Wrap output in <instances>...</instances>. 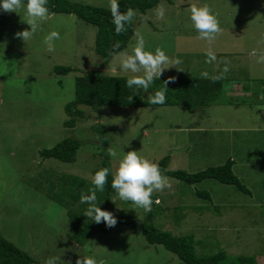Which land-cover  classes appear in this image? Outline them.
Here are the masks:
<instances>
[{
  "label": "rangeland",
  "instance_id": "obj_1",
  "mask_svg": "<svg viewBox=\"0 0 264 264\" xmlns=\"http://www.w3.org/2000/svg\"><path fill=\"white\" fill-rule=\"evenodd\" d=\"M70 1L109 9V0ZM194 3L209 5L217 16L222 31L211 43L198 38L188 11ZM158 6L165 9L163 19L156 16ZM25 19L26 5L17 13L0 9V234L43 264L50 258L55 264L69 260L75 264L83 256L94 258L97 264H184L162 246L147 244L140 230L119 224L106 234L92 232L84 246L70 240L66 210L48 199L46 191L61 174L91 180L102 168L98 137L92 131L101 124L108 148L117 152V157L109 156L112 173L122 154L130 150L155 163L168 155V170L187 173L223 165L232 157L233 174L249 194L213 179L189 186L169 178L171 187L153 192L150 212L156 214L157 228L174 235H193L198 256L224 251L229 258L251 256L264 264V133L232 130L254 129L259 122L264 107L255 103L262 86L254 79L264 72L253 69L254 77L246 82L251 107L215 103L189 114L178 107H101L94 111L79 106L85 118L67 128L64 106L74 99L76 77L92 70L104 76L131 73L120 70L113 58L98 66L93 52L96 29L76 16L49 14L27 42L15 37L18 31L30 30ZM133 22L135 28L124 51L131 52L135 33H139L146 50L154 52L160 47L171 59L182 61L162 76L201 78L207 72L212 78L207 50L225 53L242 41L264 44V0H171V4L161 0L144 14L135 11ZM51 31L59 32L60 39L54 41L55 50L48 52L43 40ZM220 61L223 58L217 57L215 63ZM243 63L231 75L247 70ZM54 66L74 71L59 76ZM69 137L82 143L75 162L41 160L40 150ZM196 191L207 192L210 201L198 197ZM106 210L114 216L129 213L140 220L148 213L119 197H113Z\"/></svg>",
  "mask_w": 264,
  "mask_h": 264
},
{
  "label": "trees",
  "instance_id": "obj_2",
  "mask_svg": "<svg viewBox=\"0 0 264 264\" xmlns=\"http://www.w3.org/2000/svg\"><path fill=\"white\" fill-rule=\"evenodd\" d=\"M161 0H118L120 10L126 11L132 8L134 11L144 14L154 8ZM171 4V0H163ZM27 0H23L26 5ZM49 14H70L79 20L95 27L93 52L100 61L98 66H104L112 58L113 45L119 41L124 51L134 31L135 24L132 21L127 32L117 35L112 23L110 9L94 7L70 0H48L46 5ZM74 71L68 66H54L53 72L59 76H65ZM129 76H104L99 70H92L88 74L78 76L74 80V99L64 106V113L69 119L64 122L67 128H74L77 121L84 119L85 115L79 106L90 107L96 111L101 107H178L182 111L193 114L196 111L207 109L221 102L223 90L222 80L214 81L212 78L200 77H175L174 83L167 85L166 102L162 105H152L148 97L163 86L168 76L155 79L150 88L145 92L143 89L128 88L126 80ZM132 96V100L129 97ZM98 137L100 147L99 155L102 157L101 167L109 168L108 183L104 191L97 190L98 206L106 210L113 197H119L111 187L112 171L109 162L108 140L104 127L96 124L92 128ZM82 143L74 138H65L49 149L39 151L41 160L54 159L63 163H73ZM170 157L161 158L157 164L162 174L192 186L206 179H213L224 185H233L240 192L249 194V191L233 174V162L227 160L223 165L208 167L204 170L187 173L182 170H168ZM46 191V197L66 210L68 225L71 229L70 240L77 246H84L92 232L106 234L111 228L105 223H95L83 215L87 204L80 202L81 193H87L93 187L91 180L78 176L61 174L57 181L51 183ZM196 195L206 201H210L207 192L196 191ZM117 224L140 230L145 241L149 245L162 246L166 251L173 253L184 264H257L251 256H237L229 258L224 251H218L208 256H198L195 252L197 244L193 235H174L169 231H163L154 225L156 214L148 212L146 217L140 220L135 215L121 213L117 216ZM0 264H43L35 260L26 252L18 249L0 234Z\"/></svg>",
  "mask_w": 264,
  "mask_h": 264
},
{
  "label": "clouds",
  "instance_id": "obj_3",
  "mask_svg": "<svg viewBox=\"0 0 264 264\" xmlns=\"http://www.w3.org/2000/svg\"><path fill=\"white\" fill-rule=\"evenodd\" d=\"M47 4L48 0H27L25 22L30 26V30L25 29L16 32V38L27 42L33 37L41 23L49 17ZM21 7H25L23 0H0V9L6 13H17ZM109 9L115 33L120 35L127 32V26L131 25L135 11L128 8L122 12L118 0H109ZM188 11L194 28L199 33L198 38L207 40L209 43L213 42L222 29L211 7L207 4L198 6L194 3ZM164 15L165 9L163 6H158L156 9L157 18L163 19ZM135 37V45L132 47L131 52L127 50L117 51L121 48L120 42L117 41L113 45L112 56L118 62L120 70L131 73L126 80V86L128 88L143 89L147 92L154 80L159 79L166 69L175 67L182 61L171 59L160 47H157L154 52L146 50L143 36L135 33ZM58 39H60L59 32L51 31L48 33L43 40L46 51L53 52L55 50L54 41ZM251 55L257 56L256 50H253ZM206 56V63L217 61V57L211 49L207 50ZM257 62L264 63V54L259 56ZM220 63H223L225 67L220 74L212 77L214 81L222 79L224 74L229 71L227 66L231 63L229 60L225 59ZM202 76L208 78L209 74L203 72ZM175 79V77H168L163 82V86L148 97L149 103L152 105L164 104L168 90L167 85L174 83ZM129 99L132 100V96ZM107 152L109 156L117 157V152L111 147L107 149ZM109 172L110 169L106 167L95 171L91 177L93 187L89 188L87 193H81L80 202L88 205L83 213L84 216L97 224L103 222L107 227L112 228L117 224V218L112 212L102 210L98 206L96 195L97 190L104 191V187L108 183ZM111 187L122 201H130L135 206L150 212L153 204L151 198L153 192L163 191L165 188L171 187V183L169 177L162 174L157 163L140 155L139 151L130 150L124 152L119 158L115 171L112 173ZM156 203H159V201L157 200ZM46 264H55V259H48ZM67 264H71V261L69 260ZM75 264H97V261L90 256H83L78 258ZM100 264H103V262L101 261Z\"/></svg>",
  "mask_w": 264,
  "mask_h": 264
},
{
  "label": "crops",
  "instance_id": "obj_4",
  "mask_svg": "<svg viewBox=\"0 0 264 264\" xmlns=\"http://www.w3.org/2000/svg\"><path fill=\"white\" fill-rule=\"evenodd\" d=\"M253 37H256V36H253ZM251 44L247 45L244 41H242L239 45L232 44L230 47L231 49L230 51L226 50L225 53H221L219 51L215 52L216 57H219V58L222 57L223 60L227 59L231 62L229 65H227L229 68V71L224 74V77L222 79H220L222 80V90H223L224 97L222 96L221 102L218 103L216 106H219V107H232L234 105L235 106H247L248 105L250 107L252 106L253 102L251 100V96L249 94V91L245 89V86L247 84L246 82L250 81V76L254 77V75L251 73L253 72V69H257V72L258 71H261V73L264 72V63L257 62L259 56L264 54V44H261V42L260 44L259 43H251ZM253 50H256L257 56L251 55V52ZM215 62L211 64V67L213 70L212 74H214V76L220 74V72L225 67L224 64H220V63L216 64ZM242 62H244L243 64H247V70L245 71L240 70V72L242 73H239V75L238 73L231 75V72L234 69H237L238 67H240L242 65ZM208 78H211V77H208ZM254 80H258L260 82V85L262 86L260 88L261 97L256 96L257 101L255 105L259 107L261 106L264 107V75H262L261 77H256ZM212 106H215V105H212ZM263 112L264 111L260 110V113H259L260 115L258 116L259 122L257 123L254 129H246L244 127H241L240 129H238V128L233 127L232 130L239 131V132L248 131L250 133L252 132L264 133ZM228 159L233 162V166H234L235 161L232 159V157L227 158L226 161ZM256 262L257 264H259L257 259H256Z\"/></svg>",
  "mask_w": 264,
  "mask_h": 264
}]
</instances>
